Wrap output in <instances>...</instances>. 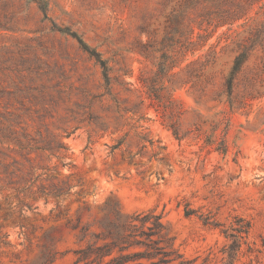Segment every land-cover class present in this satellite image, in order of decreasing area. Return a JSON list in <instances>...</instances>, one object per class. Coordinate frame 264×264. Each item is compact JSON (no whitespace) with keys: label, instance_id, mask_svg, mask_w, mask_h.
<instances>
[{"label":"rangeland","instance_id":"1","mask_svg":"<svg viewBox=\"0 0 264 264\" xmlns=\"http://www.w3.org/2000/svg\"><path fill=\"white\" fill-rule=\"evenodd\" d=\"M44 1L0 0V264H91L147 212L177 261L264 264V47L233 72L264 0Z\"/></svg>","mask_w":264,"mask_h":264},{"label":"trees","instance_id":"2","mask_svg":"<svg viewBox=\"0 0 264 264\" xmlns=\"http://www.w3.org/2000/svg\"><path fill=\"white\" fill-rule=\"evenodd\" d=\"M39 3L41 9L48 15L47 3L44 0H35ZM224 1V0H222ZM256 0H237L234 7H229L226 10H220L221 19H225L229 16V19H238L245 15L249 7L255 3ZM264 9V5L261 6ZM59 30L69 33L76 37L82 47L90 54L95 56L97 60L102 64L105 75L107 76L108 67L106 61L101 58L99 52L92 49L76 32H71L68 28H59ZM250 36L242 43H239V53L236 55L233 72L240 70L243 63L247 60L249 55L248 49H253L257 44L264 47V23L260 28H251ZM253 47V48H252ZM233 86V76L229 79L228 87L231 91ZM165 224L162 221L160 214L153 212L137 213L132 216V220L127 224H110L108 235L111 237V241L100 246L88 245L86 248L77 250L79 261H87L91 264H130L132 261L138 259H147L149 263L137 262L135 264H186L184 260L177 261V258L182 257L179 253L172 256L176 250L169 251L163 244V230ZM99 236V234H97ZM143 246V250L120 253L118 256H113L110 260L105 261L106 256L112 255V253L118 249L120 252L128 249L132 245ZM238 245H232L229 253V262L226 264H233Z\"/></svg>","mask_w":264,"mask_h":264}]
</instances>
